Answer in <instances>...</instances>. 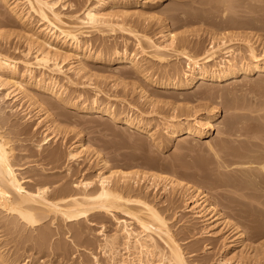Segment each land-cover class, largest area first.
Here are the masks:
<instances>
[{
    "label": "bare ground",
    "instance_id": "6f19581e",
    "mask_svg": "<svg viewBox=\"0 0 264 264\" xmlns=\"http://www.w3.org/2000/svg\"><path fill=\"white\" fill-rule=\"evenodd\" d=\"M75 1L77 2V0ZM82 1L83 3L81 4L84 5L82 11L79 12L80 14H76L73 12H76L81 7L76 8V11H72L73 5H77L72 0H0L1 6L6 8L14 20L18 21L20 30L15 32V34L20 37L23 36L26 41L22 49H19L21 46H14L18 43L12 47L10 45L14 42H10L11 44L8 42L10 45L5 43L6 48L10 46V49L13 48V51L17 52L16 50H18L19 54L9 52V48L8 51L7 49H2L4 48V43L2 48L0 47V101L6 98L13 100L18 97L16 94L20 93L22 98H26L25 100L28 102L24 108L26 111L21 110L24 112L22 116L5 110L6 105L4 106L3 103H0V264H26L29 257L24 258L20 263L18 259L21 255L17 250L23 247L27 251L26 249L34 245L44 248L45 244H48L52 237L53 233H51V229L54 226L57 230H61V227L67 226L65 233L70 232L67 235L70 238L69 242L74 244L80 241L82 243V224L80 221H82V218L88 219L89 216H94L97 212L110 216L113 219V228L111 232H108L105 222H101L98 226L97 234L100 235L98 247L99 252L102 254V262L97 255L90 252L93 255L95 264H190L189 260L186 259V252L176 237L179 231L174 232V229H172L166 218L168 215L164 216L163 214L164 211L162 209L164 207L159 209L156 206L157 201L149 200L146 194H143L144 192L141 194V191H145L150 186L157 190L158 182L156 183V181H160L161 179L168 180V182L162 180L165 188L163 187L161 189L167 193V189L170 188L166 187L168 183L169 185L173 184L174 190L177 187L175 193L181 197L186 211L191 212L189 213L194 220L192 221L191 219L190 223L187 224L186 228L188 230L187 232L185 231L188 233L187 236H189V233L190 236L196 235L195 238L198 235L205 237L214 236L215 234L212 229L219 225H222L218 230L219 232L224 228H232L231 230L233 232L230 231L233 233V236L231 235L232 238L230 240L228 239L224 244L222 243L224 250L228 251H231L235 247L236 241H243L242 237H245V227L254 230V232L257 231V233L255 232L256 235L260 236L263 234L264 236L263 229V231H258L261 230V227H264V123H260L257 120L258 118L256 119L254 117V115L257 116L256 114L252 115L255 110L251 105H248L249 103L256 104L250 98L248 99L252 102L244 103L246 106H244L243 101L242 103L239 102L241 105L234 104L235 100L233 104L229 102L231 104L230 110L245 109L249 112L236 113L230 111L233 112L230 113L232 115L230 116V120L232 121L229 120L227 125H224L225 123L223 124L225 129L221 125L223 131H218L222 136L225 134V137L222 138L218 134L220 137L218 140L216 139V141L214 140L207 144L208 149L212 152L211 157L214 158L213 161L212 158L210 161L217 166V170L215 166H212L215 173H210L213 178L211 179L212 183L210 182L209 184H212L211 187L214 188L221 187V185H227L228 188H231L227 189L231 194L219 191L216 195H213L216 200L210 202L208 200L209 196H207L208 193L205 190L203 191L199 186H195L197 182H192V184L190 182L182 183V181L174 177H169V174L167 177L159 173L160 171H155V173L149 172L146 169L131 170V168H128V164L125 165V168L127 166L128 169L123 168L124 166L121 167L123 169H118V167L115 168L113 167L114 165L112 166L108 157L102 154L99 155V153V156L97 155L99 157V167L94 174V178L82 177L81 169L78 168L80 170L79 175L75 179H71L73 174L77 173L78 170L72 172L73 166L70 162L76 161L79 163L80 152L86 148L85 142L82 141V135H79L75 144L72 142L73 145H68V149L63 150V152L61 151L62 148L60 150L59 145H54L47 149L42 148V144L47 143L53 137L58 139V133H54V130H52L58 118L56 119L50 112V109L56 108V105L49 100H41L37 97L38 93H46L61 101L64 105L86 112L93 117L104 116V119L109 118L113 121L120 122L128 129H136L147 133L149 138L157 141L156 145L160 147L163 139L159 138V129H151L148 124L149 121L148 123L142 122L143 120L141 121L140 118L135 117L136 115L132 116L129 112L122 114V112L120 113L115 110L116 108L113 104H110L108 107L103 106L100 97L97 95L100 89L99 91L96 89L97 91L95 90L93 98L87 100L82 99V92H79L75 96L76 98H73L74 96H68L66 93V85H76L77 83L84 85L85 82L87 84L89 83V80L85 81L88 78L84 80L85 82L82 81L83 79L78 81L82 77L85 78V74H87L86 60L88 59L100 64L116 63L118 64L116 68H126L128 75L129 73L131 75L134 71L139 76H142L145 82L151 83L159 89H163L164 92L172 91L171 94L174 95L178 93V96L182 95L181 90L198 86L203 81L222 83L230 81L240 75L247 77L250 73H261L264 71V42L261 43L262 47H258L260 51H257L255 40H252V37L250 38L252 35L234 34L231 31L229 33L222 32L224 28L239 29V27L242 28L243 26L248 27L250 24L252 26L255 20L251 23L248 19L246 23L243 20L244 18L242 19L243 21L240 20L243 16L240 18L238 16L239 14L236 15L239 17L236 20V18L233 19V15L229 14L231 20L229 18L227 22H222V20L226 19L222 15L224 14L225 16L226 13L230 12H225L228 11L227 4L229 3H226L228 0H200L216 8L222 7L223 13L220 15L223 19H220L221 23H219L218 19V21L215 20L216 17L214 15V20L211 19L212 25L208 22L212 28L210 29L207 26L206 34L209 36L205 34V36L210 38L209 42L211 44L205 48L204 45V47L198 45L202 42H195L197 45H193V47L195 46L194 48L197 49L195 50L196 53L192 54L193 51L190 53V48L188 49V47H191L190 44L194 39H190V41V36L187 32L185 34V30L177 33L173 31L174 29L170 28L173 25L170 24V20L174 17L169 20L165 14L159 18L161 19V23L159 24L160 29L154 34L155 37H151L145 32L149 24L146 22L148 15L142 12L143 9L134 13L121 11V7L124 6L145 7L148 4H156L158 2L157 0ZM236 4L233 5L235 6ZM239 4L241 7L240 2ZM232 8L236 7L232 6ZM67 9L72 10L68 13ZM179 10L176 12L179 13ZM212 10L217 12L215 9ZM207 12L205 11L206 14ZM143 13H145L146 17ZM205 13L203 12L202 14L205 15ZM132 15L136 16V18H132ZM197 15L200 16L201 14ZM174 16L176 17V14ZM182 20L180 18V21ZM5 21L6 23L9 22L7 20ZM11 23H14V21ZM3 24L5 25V22ZM139 27L142 31L145 30L144 33L139 31ZM115 29L131 33L135 38L134 50L131 49L132 51H128V38H125V41H123L124 45L121 48L120 46L111 47L112 44L110 45L111 48L107 47V49H102V47L101 49L93 48L94 42L92 43L88 35L91 30L109 32ZM13 31H5L2 33L1 29L0 39L4 38L5 34L9 37ZM198 33L196 32V34ZM196 34L194 33V35ZM236 37H239L237 41L238 46L229 42L230 39ZM6 39L8 41V38ZM242 43L244 44L243 50L240 47ZM199 47H203L201 49L203 52H198L200 54H197ZM139 56L142 58L140 59ZM147 57H150L147 60L149 62L154 59L160 62L168 57H173L174 59L183 58L184 60L181 67H178L179 64H172L170 66L166 64L162 69L160 68L161 71L156 72V70L153 71V62L152 64H149V62L148 65L146 64L145 59ZM67 59L73 60L65 62ZM126 69H123L125 72H122L123 70L119 71L126 74ZM130 69L133 71L131 72ZM263 78L261 81H264ZM11 86L14 87L13 90H17V93L9 90ZM199 87H204V91L198 93L197 97L211 96L213 88L210 90L208 87L209 90H205L207 87L205 84H200ZM173 91L176 92L173 93ZM139 92L142 97L144 96V99L147 97L149 99L151 93L149 94L146 89L141 87ZM164 92L162 93L164 94ZM195 99L197 98L195 97ZM259 101L261 102V100ZM155 103H152V105ZM163 103L165 104L166 102L164 101ZM256 103L257 106L260 104L258 101ZM263 103L258 106L260 107L258 109L261 111L264 109ZM254 105L253 107H255ZM211 107L208 110L210 113L204 116H200L198 113L197 115L194 114L195 116H191L192 114L188 113L185 116L180 113L169 115L161 123L165 137L170 140L182 133H188L194 137L207 135L210 129L213 128L215 117L219 111L217 106ZM35 109H37V112L42 111L38 115L39 119L35 125L40 124L45 119L42 123L45 126L42 129V133L44 134L41 142H34L32 149L29 150L21 148L23 150L20 153L15 152L13 155L9 150L19 148L16 141L30 136L28 133L29 129L23 124L21 119L31 117V112ZM50 114L51 118H49ZM262 115L263 113L260 116L264 117ZM41 116L43 117L41 118ZM225 122L227 123V121ZM23 134H26V136L22 137ZM243 136L246 138H240ZM20 156L25 157L24 159L27 160L22 162L16 161ZM63 158L64 162L62 160ZM146 161V163L145 161L143 162L148 165L150 160L149 162L148 160ZM171 162H162L160 165L163 166L162 164H164L162 167L163 170L166 168L165 166H167L168 170H174L177 164ZM152 164L150 165L152 166L151 168L154 166ZM156 164L158 168V163ZM33 165L36 167L33 169V172L25 175L26 168ZM150 166L148 167L150 168ZM103 168L106 169V172L102 171ZM62 171H64V175L58 176L60 175L59 172ZM165 171L167 170L165 169ZM64 176H69L65 177L67 181L60 182ZM207 176L209 177V174ZM139 181H143L142 184L140 183V186ZM209 184H207L208 187H210ZM138 186L141 188V191L132 197L130 195L132 188H138ZM190 188L193 192L191 190V193H188L186 190ZM217 188L214 193L219 190ZM210 190L213 191L212 189ZM170 198L167 200L168 203H175V200L173 201V198ZM222 198H229L235 202L225 206L224 202H220ZM161 202H165V200ZM219 202L227 210H222V208L217 207ZM169 206H172V204ZM116 212L123 213L126 217H120ZM175 213L177 214V212ZM229 214H232L235 218L232 219ZM197 223H201L199 229L196 227ZM194 229H197V231L193 233L192 231ZM53 232L55 233L54 230ZM226 235L225 238H227ZM8 238H10V241ZM56 244V249L62 251L63 249L68 250L64 245L65 243ZM208 248H210V245L205 244L204 249ZM60 254H64L65 257L68 253L64 251ZM193 254L194 251L190 249L188 256ZM237 254L234 255L237 256ZM260 259H258L259 261L256 264H260V261H262ZM248 260H237L235 264H247L251 262ZM250 260L253 262V259ZM78 264L89 263L80 257ZM215 264L233 263L230 262V259L220 254Z\"/></svg>",
    "mask_w": 264,
    "mask_h": 264
},
{
    "label": "rangeland",
    "instance_id": "374dc122",
    "mask_svg": "<svg viewBox=\"0 0 264 264\" xmlns=\"http://www.w3.org/2000/svg\"><path fill=\"white\" fill-rule=\"evenodd\" d=\"M74 1L72 0V2H74ZM150 1H154V0H150ZM157 1L158 2L156 4H153V5L148 4L145 7L124 6V7H121L122 8L121 11L128 12V13L129 12L134 13L136 11L138 12V11H141L143 9L142 12H145L148 15L147 16L148 19L146 20V22L149 24L148 26L150 27L149 28L147 26L148 28L146 27V29H145L146 31L145 30L144 31L147 32L146 34L147 35L149 34V36H151V37H153L154 34H156V32L160 29L159 24L161 23V21H160L161 19H159V18H161L165 14H166L165 16H168L169 20L172 17H174L173 19L170 20L171 21L170 24L171 25L173 24L172 27L170 26V28L174 29L173 31H175L177 33L183 32L185 30V34L188 33L189 36L191 37L190 38L188 36L189 40L194 39V41L192 40L193 42H191V44H190L191 47L190 46L188 47V49L190 48L189 49L190 53H192L191 51H193L192 54L196 53L195 50L197 48L196 49L194 48L197 45L196 43L202 42L201 44H198V45L199 46L204 45L205 48H207L211 44L209 42V40H210V38L208 37L209 35L206 34L208 27L210 29L212 28L211 19L214 20V18L216 17L215 20L218 19L219 21L218 20L217 21L219 23H221L220 19H223V18H226V19L222 20V22L228 21L227 19L230 18L229 14L233 15L232 16L233 19L236 18V20H237L238 16L240 18L243 16L240 19L241 21L245 20V22L247 23V20L249 19L250 20L249 22L253 23L252 21L255 20L254 21L255 26H254V23L252 24V26H250L251 24L249 23L250 25H248V27L243 26L242 28L239 27V29L238 28H235V29L224 28L222 30V32L229 33L231 31L234 34H236V33L237 34H243V35L250 34V35H252V36H250V38L252 37L251 39L255 40V43L257 44L256 45L257 49H258L257 51H260L259 48L262 47L261 43L264 42V8H263V6H264L263 2L264 1L263 0H228V2L226 1V3H229V4H227L228 5L227 10L228 11H225V12L230 11L231 13L230 12L226 13L225 16L223 14L222 15L223 18L220 15L223 13L222 9H221L222 7L216 8L215 6H212L210 4L208 5V3L203 2L204 0L203 1H200V0H157ZM232 1L235 3H233ZM239 2L241 3V7L239 6L240 5ZM75 3H77V5ZM79 3L81 4V3H83V1L81 2V0H80V2H78V0H77V2L76 1L74 2L75 5H73V8H72L73 10L71 9L72 11H76L77 10L76 8H78V7H81V8H79V10H77L76 12H73V13L80 14L79 12L82 11V8L84 5L81 4V6H80ZM233 4H236V5L234 6ZM227 5H225V6H227ZM229 6H231V7H229ZM232 6L236 7V8H232ZM229 8H231V9H229ZM109 9H111V8H109ZM179 9L181 10V12H183L182 16H181V12ZM200 9H201V11H200ZM212 9L217 10V12L212 10ZM67 10H68V13H70L69 11H71V10H69V9H67ZM178 10H179V13L176 12ZM243 10H245V11H243ZM205 11L206 12L208 11L207 14L205 13ZM209 11L212 13H210ZM1 12H3V13H1ZM203 12L205 13V15L202 14ZM145 13H143V15L146 17ZM192 13H195V14H192ZM209 13H210V15H209ZM175 14H176V17L174 16ZM197 14H201V15L199 16ZM243 14H245V15H243ZM178 15H180L181 17ZM214 15H215V17H214ZM236 15H238V16H236ZM202 16H204V17H202ZM246 17H248V18L246 19ZM132 18H136V16L132 15ZM180 18H181V20L182 19L183 20L180 21ZM197 18H198V20H197ZM204 18H205V20H203ZM5 20H7V22L8 21L9 22L6 23ZM10 20H11V22L14 21L15 24L11 23ZM195 20H196V22H194ZM230 20H231V18H230ZM217 21H215V22H217ZM238 21H239V19H238ZM2 22L3 23L5 22V25ZM208 22L211 25H209ZM258 23H261L262 25L258 24ZM8 24H9V26H8ZM17 24H18V21L14 20L13 16L11 14L9 15L6 8L2 7L0 4V33H1V29H2V33L5 31L11 32V30L12 31L14 30L13 31L14 33L12 32V35L10 34L9 37H8V35L5 34L4 35L5 39L4 38L0 39V42H1L0 47L2 48L3 43H4V48H2V49H7V51H8V48H9V52H14L15 54H17V53L19 54L18 50H16L17 52H15L12 50L13 48L12 49H10V48L14 44L18 43L17 45H14V46H18V47L21 46V48L19 47V49H22L23 46H25L24 43L26 42L25 38L23 36L20 37V36L15 34V32H18L20 30L19 24L18 25ZM1 25L5 26V27L2 28ZM12 26L14 29L12 28ZM203 26H205V27H203ZM17 27H18V29H17ZM139 31L141 33L142 32L144 33V31H142L141 28L139 29ZM196 32H199V33L196 34ZM194 33L196 35H194ZM205 34L208 36H205ZM88 35H89V38H91L90 40L92 41V43L94 42L93 48H95V49L96 48L101 49V47H102V49L103 48L107 49V47H110L111 44H112L111 47L120 46V48H121L122 45H124L123 41H125V38H128V42H127L128 51H132L135 49V46H134L135 45L134 44L135 38L131 35V33H127L126 31H123V30L115 29V30L109 31V32H107V31L106 32L105 31L99 32L97 30L96 31L91 30V32L88 33ZM6 38H8V41ZM95 38H96V40H95ZM238 38L239 37H236L234 39H230L229 42L231 44L234 43L237 45L238 44V42H237ZM3 40H4V42H2ZM8 42L9 43L14 42V43L13 44L10 43L11 44L10 45V44H8ZM101 42H103V43H101ZM5 43L7 45H10L11 47L7 46V48H6ZM118 44H120V45H118ZM193 45H195V46L193 47ZM240 47L243 50L244 44L242 43V45H240ZM202 48L199 47V49L197 50V54H200L201 52H203V51H201ZM198 52H200V53H198ZM139 58L141 59L142 57L139 56ZM149 58L150 57H147V59H145V61L147 62L146 63L147 65L149 62L147 60ZM70 60H73V59H67V60H65V62H69ZM183 60H184L183 58L174 59L173 57H168L167 59L161 60L160 62L155 60V59L151 60V62H149V64L150 63L152 64V62H153L155 65L153 64L154 70H153V68H152V70L153 71L156 70V72H159V71H161L162 67L166 64H168L169 66L172 64H177V65L179 64L180 66L178 65V67H181V65L183 64L182 63ZM86 64H87V70H88L87 74H85V78L82 77L81 79H78V81H81L82 79H83L82 81H84L85 79L88 78L85 81L89 80V83L87 84V82L84 81L85 82L84 85L82 83L81 84L77 83L76 85H66L67 95L70 97L74 96L73 98H76L75 96H77L79 94V92H82V94H83L81 96L82 99L90 100L89 98H93V95L95 94L94 93L95 90L98 89V91H99V89H100V92H98L97 95L100 97V101L102 102L103 106L108 107V106H110V104H113V106H115V108H116L115 110L120 112V113L122 112V114H124L125 112L126 113L129 112V114H132V116L136 115L135 117L140 118L141 121L143 120L142 122L148 123V121H149L148 124H149L151 129H153V128L157 129V130L159 129V138L163 139V143H161L160 144L161 146L159 147L158 145H156L157 141H154L153 139L149 138L147 133L141 132V131L136 130V129H128L127 127H125V125L121 124L120 122L113 121L112 119H109V118L104 119L105 118L104 116L93 117L92 115H90L86 112H83V111L77 110L73 107L64 105L61 101L49 96L46 93H38L37 97H39L41 100L46 99V100L53 102L56 105V108H51L50 112L53 114V116L56 117V119L58 118L55 121V124L53 125V128H52V130H54L53 131L54 133H56V132L58 133L57 134L58 139L53 137L47 143H43L42 148L47 149V148H50L54 145H59L60 150L62 148L61 151L63 152V150L65 151L66 149H68V145H71L72 142H74L73 144H75L79 135H82V141L85 142L86 148H85V150H82L80 152L81 156L79 159V163L76 161L70 162V163H72V166H73L72 172L73 171L76 172L78 170L77 173L73 174L74 178L72 176L71 179H75L79 175V171H80L79 169H81L82 177H89V178L93 177L94 178L95 177L94 174L96 173V170L99 167V162H98L99 157L98 156L102 154L103 156H106L109 158V160L112 163V166L114 165L113 167H115V168L118 167V169L119 168L123 169V168H125V165L128 164L129 166L131 165L130 167L128 166V168H131V170H133V169L145 170L146 169L149 172H155V171L159 172L160 171L159 173H162V174L166 175L167 177L170 175L169 177H174V178L182 181V183L183 182H190V184H192V182H194V183L197 182V184L195 186H199L203 191L205 190V192L208 193L207 196H209L208 200L210 202L216 200L213 197V195L214 194L216 195L219 191L231 194L229 192V190H227V189H231V188L230 187L228 188L227 185H224L225 187L223 185H221V187H218V188L216 187L219 190L214 193L216 188L211 187L212 184H209L212 181L211 179L213 178L212 174L215 173V170L213 171L212 166H215L216 170H217V166L214 165V163L210 161L211 158H212V161L214 160V158L211 157L212 152L208 149L207 144H208V142H211L214 140L216 141V139L218 140L220 138L219 136H222L218 133V131H221V130L223 131V128L225 129V126H223V124L224 123H225L224 125L228 124L229 120L231 119L230 116H232L230 113H233V112H236V113H238V112H243V113L249 112L248 110L246 111L245 109H238V110L235 109L234 111H233V109L230 110L231 109L230 105L233 104L234 100H235L234 104H237V105H241V104H239V102L242 103V101H243V104L244 103L247 104V103L253 101V103H255L256 105L250 104V103L248 105V106L251 105V107L254 108V110H255L254 111L255 113L253 112L252 115L256 114L257 116L254 115V117H256V119L258 118L257 120L260 123H262V122L264 123V117L260 116V114H262V113H263L262 116H264V112H263L264 109L262 111L258 109V108H260L258 106L262 102H264V100H263V98H264V85H263L264 81L263 80L261 81V79L264 76V71L261 73H257V72L250 73L247 77L240 75V76L234 77L230 81L222 82V83H215V82L202 80L203 82L199 83L198 86H195L193 88L186 89V90H181L180 92H182V95L181 96L179 95L180 98L177 99L179 97L177 95L178 93H176V95H174V94H171L172 91H165L164 92L163 89H159V88L153 86V84L145 82L143 80V77L139 76L132 69H130V70H131V72L133 71L134 73L132 72L131 75H130V73L128 75L127 69L126 68H118L117 69L116 67L118 66V64H116V63L100 64V63H96V62H93L90 59H88V60H86ZM156 66L158 67L159 70L157 69ZM123 69L124 70L126 69V72H127L126 74L121 73L119 71V70L122 71ZM124 70L122 72H125ZM37 73H38V71H37ZM127 75H128V77H127ZM260 83H262V84H260ZM200 84H205L207 86L205 90H209V88H210V90H212L211 88H213V90L215 89L214 91L213 90L211 91L212 93L210 92L211 93L210 97L209 96L208 97L207 96L206 97H204V96L203 97H201V96L197 97L198 93L204 91L203 90L204 87L203 88L199 87ZM256 84H257V86H255ZM252 85H253V87H252ZM141 87L146 89L149 94L151 93L149 96V99H148V97L144 99L143 98L144 96L143 97L141 96V94L139 92ZM13 88L14 87L11 86V87H9V90L11 91V90H13ZM13 91L17 93L16 89H14ZM215 91L217 92V94H216L217 96L215 95V93H216ZM162 92H164V94ZM175 92L176 91H173V93H175ZM213 92H215V93L213 94ZM168 93H170V94H168ZM194 94H196V95H194ZM213 95L215 96V98H213L214 97ZM16 96H18V97L14 98L13 100L6 98L3 101H0V103H3L4 106L6 105L5 110H7L11 113H14V114H18V116L19 115L22 116V114H24V112H22V111H26L24 108L26 107L28 102H26V100H25L26 98H24V97L22 98V95L20 93L16 94ZM174 96L176 97L175 99H174ZM86 97H88V98H86ZM150 97H152V98H150ZM195 97L197 99H195ZM252 97H254V98H252ZM78 98H79V96H78ZM248 98H250L252 101L249 100ZM150 99H152V100H150ZM153 99L155 100L156 103L154 102ZM156 99H157V101H156ZM258 99L261 100V102ZM164 101L166 102L165 104L163 103ZM255 101L256 102L258 101V103H260V104H258V106H257V103ZM150 102L155 103V104L152 105V103H150ZM229 102L231 104H229ZM253 105L255 107H253ZM262 105H264V103ZM262 105H261V107H262ZM211 106H217L219 108V111L217 112V115L215 117L216 118L214 121L215 123H213L214 126H213V128L210 129V132L207 135H205L203 137H194L188 133H182L180 135H177L176 137H173L170 140H168L165 137V133L163 132L161 123L166 117H168L171 114H175V113H177V114L180 113L181 115H184V116L188 115V114H192L191 116H195L198 113L200 116L201 115L204 116L205 114L210 113L208 110H210L209 108ZM244 106H246V105L244 104ZM36 110L37 109H35L31 112V114H32L31 117H28V118L24 117L21 119V121H23V124L29 129L28 133L30 134V136L28 138L23 139V140H17L16 141L17 146L19 148H16L15 150H9V152L13 153V155L15 154V152L20 153L21 150H23V149L24 150L32 149V145L34 142H41V138L44 134V133H42V129L45 126V125H42V123L44 122L45 119L40 124L35 125V123L39 119L38 115L42 112V111L37 112ZM230 111H233V112H230ZM250 113H252V112H250ZM43 116H41V118ZM12 118H14V117L12 116ZM49 118H51V114H50ZM182 120H184V119H182ZM225 121H227V123ZM230 121H232V120H230ZM221 125L223 126V128H221L222 127ZM226 128H227V126H226ZM218 134H219V136H218ZM224 135L225 134H223L222 138L225 137ZM24 136H26V134L22 135V137H24ZM64 136H65V138H64ZM240 138L245 139L246 137L243 136ZM21 148H23V149H21ZM96 151H98V152H96ZM98 153H99V155H98ZM24 158L25 157L20 156V157H18V159H16V161L22 162L24 160H27ZM64 158H65V156H64ZM64 158L62 159L63 162H64ZM146 160H148V162L150 160L151 164H152V162H154L155 164L158 163L159 167L161 166L160 163H162V162L169 163V161L170 162L172 161L173 163L175 162L177 165H175L174 170L173 169L168 170L167 166H165L166 167L165 169L167 170V171H165V169L163 170V168H162L164 166V164H162L163 166L160 167L162 169H160L159 167L157 168V164L155 165L154 163L152 165H154L155 167L153 166V168H151L152 166H150L151 165L150 163H148V165L145 164L147 162ZM143 161H145V163ZM212 163H213V165H212ZM122 166H124V167L121 168ZM148 166H150V168ZM35 168L36 167L34 165L29 166L28 168H26V172H24V174L27 175V174L33 172V169H35ZM126 168H127V166H126ZM218 168H220V167H218ZM211 169H212V171H211ZM102 171L106 172V169L103 168ZM207 171H210V172H207ZM59 173H60V175H58V176L64 175V171L59 172ZM187 173H189V174L187 175ZM190 173L193 175L191 176ZM210 173H212V174H210ZM54 174H48V175H54ZM206 174L207 175L209 174V177ZM65 177H69V176H64L60 182L67 181V180H65L66 179ZM192 177H194L195 180H197V181L193 180L194 178L192 179ZM207 177H208V179H207ZM162 180L164 182H168L167 179L166 180L161 179L160 181L157 180L156 183L158 182L157 187L159 189L157 188V190H156V189H153L152 186H150L148 189H145V191H141V188H139L140 183L142 184V182H143V181H139L138 188L133 187L135 191L132 188L133 191L131 190L130 195H132V197H134L138 192L141 191V194L144 192L143 194H146V196H147V198H149V200L151 199L155 202L157 201L156 206L159 207V209L160 208L162 209V207H164L162 209V211H164L163 214H164V216L168 215V216H166V218L168 220V223L171 225L172 229H174V232L179 231V232H177L176 237L178 239V242H180V245L182 246V248L186 252L185 256H186V259L189 260L190 264H207V263L208 264H215V261L218 258V256H220V254L224 255L225 258L230 259V262L233 264H235L237 260L247 261L249 259L248 261H251V262H249L250 264L251 263L256 264V262L259 261L258 259H260V258H262L260 260L264 261L263 260L264 259V245H263L264 244L263 243L264 242V236H263V234L260 236L256 235L257 231H255L256 232L255 233L254 230H251V229L246 228V227L244 229L245 230V237H242L243 241H240V240L236 241L235 247H233V249L231 251L224 250L223 244H224V242L228 241V239L230 240L232 238V236H233V233H232L233 231L231 230L232 228H229L230 230L227 228H224V229L220 230V232H219L218 230L222 226V225H219L218 227H215L214 229H212V231H214V234H215L214 236L205 237V236L198 235V237L195 238L196 235L190 236V233H189V236H187V234H188V233H186L188 230L186 228L187 224L190 223L191 219H192V221L194 220L192 215L190 214L191 212L186 211V209L184 208V202L181 200V197H179L178 194L175 193L177 187H175V190H174V188L172 186L173 184L169 185V183H168V186L166 185V187H168V188L170 187V188L167 189V193H166V191L162 190L164 187L163 186L164 182H162ZM207 184H209V186L211 188L208 187ZM213 188H214V190H213ZM210 189H212L213 191H211ZM171 190H173V192H171ZM189 190H186V191H188V193H191L192 189L190 188ZM168 191L171 193H169ZM192 192H193V190H192ZM169 197H171L170 199L173 198V201L175 200L174 201L175 203L170 202V204H169L167 201V200H169ZM162 200H165V202H161ZM158 202H160V203H158ZM220 202H222V203L224 202V205L226 206L227 204H233L235 201L232 199H229V198H226V199L222 198ZM220 202L218 203L217 207L222 208V210L223 209L227 210L225 207L224 208L222 207L223 204ZM166 204L168 205V207ZM171 204H172V206L173 205L174 206L173 207L169 206ZM165 206H166V208H165ZM172 212H174V213H172ZM175 212H177V214ZM117 213L120 217H126L123 213L116 212V214ZM171 213H172V215H170ZM229 216L232 219L235 218V216H233L232 214H229ZM80 222L82 224V243H80V241L77 243H74V244L69 242L70 238H68L67 235L70 234V232L65 233L67 226L61 227V230H57V228L55 229L54 228L55 226H54L51 229V233H53V234H52V237L48 243L49 245L46 243L47 247H46V244H45L44 248H40L38 245H34V246L30 247L29 249H26L27 251H25V249L23 247H21V249L17 250L18 253L21 255L19 257L18 261L20 260V263H21L22 260H24V258L26 259L29 257L26 264H78L80 257H82V259L87 260V262L89 264H95L93 255L90 253V252H92L93 254L97 255L99 257V259H101V262H102V258H101L102 254L99 252V247H98V240L100 239V235L97 234V228L101 222H105L107 225L106 230L108 232H111L112 228H113V219L110 216H108L107 214L97 212L94 216H89L88 219L82 218V221H80ZM200 225H201V223L200 224L197 223V225H196V227H198L197 229H199L201 227ZM197 229H194V231H192V232L193 233L196 232ZM262 229L264 230V227H261V230H258V231H263ZM53 230L55 231V233L53 232ZM230 231H232V232H230ZM220 235H222V236H220ZM225 235L227 238H225ZM8 239L10 241V238H8ZM50 242H52V243L50 244ZM67 242H69V243H67ZM56 243H59V244L65 243L64 245L67 247L68 250L66 251L65 249H63V251H62V250L56 249V245H57ZM205 244L210 245V248L204 249ZM12 246H14V245H12ZM190 249H192V251H194V254L191 256H188V253H190ZM64 251L68 253V254H66L65 257H64V254H60L61 252L63 253ZM234 254H237V256ZM250 259H253V262ZM262 261H260V264L264 263ZM249 263H247V264H249Z\"/></svg>",
    "mask_w": 264,
    "mask_h": 264
}]
</instances>
